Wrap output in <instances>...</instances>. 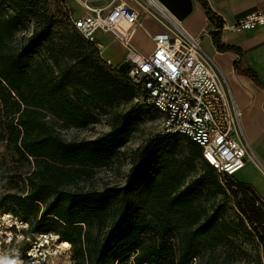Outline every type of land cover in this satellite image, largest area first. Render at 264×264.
I'll return each mask as SVG.
<instances>
[{"label":"trees","instance_id":"obj_1","mask_svg":"<svg viewBox=\"0 0 264 264\" xmlns=\"http://www.w3.org/2000/svg\"><path fill=\"white\" fill-rule=\"evenodd\" d=\"M67 19L71 30L59 33L48 0H0V142L29 164L20 176L25 192L3 195L0 211L29 221L32 231L60 234L72 244L76 264H194L204 248L232 242L225 202L217 200L229 192L241 215L237 225L249 223L264 253L258 194L219 173L185 135L163 131L147 139L134 151L123 184L79 185L121 159L144 106L133 103L141 98L125 61L108 64L68 12ZM214 40L220 50H238L223 45L219 34ZM245 72L261 83L254 71ZM48 116L76 128L109 116L110 129L67 140ZM198 160L204 172L194 177Z\"/></svg>","mask_w":264,"mask_h":264},{"label":"built area","instance_id":"obj_2","mask_svg":"<svg viewBox=\"0 0 264 264\" xmlns=\"http://www.w3.org/2000/svg\"><path fill=\"white\" fill-rule=\"evenodd\" d=\"M84 13L71 16L76 30L104 54L98 32L110 33L127 50L129 78L140 98L163 116L164 132L179 133L202 148L203 159L223 175L233 176L246 162L249 145L241 138V112L224 91L219 69L203 50L201 36L187 32L159 0H79ZM162 22L165 32L153 36L154 49L142 54L133 42L141 11ZM264 26V9L233 26L237 31ZM72 244L54 231H32L30 222L0 211V264H76Z\"/></svg>","mask_w":264,"mask_h":264},{"label":"crops","instance_id":"obj_3","mask_svg":"<svg viewBox=\"0 0 264 264\" xmlns=\"http://www.w3.org/2000/svg\"><path fill=\"white\" fill-rule=\"evenodd\" d=\"M215 18L208 13L202 0H191V11L181 20V24L193 36H201L203 50L214 60L219 69L224 91L232 106L241 112V138L249 145L245 165L234 178L252 187L264 202V26L237 31L220 27L219 23L233 26L247 14L264 9V0H204ZM108 1L95 0V6L106 5ZM71 16L84 13L79 0H62ZM141 11V25L138 26L133 42L138 50L150 54L154 49L153 36L165 32L161 21L149 13ZM220 35L221 43L237 48L220 50L214 40ZM106 46L115 43L119 47V57L104 56L112 63L125 61L126 48L110 33L98 32ZM254 71L260 82L247 74Z\"/></svg>","mask_w":264,"mask_h":264},{"label":"rangeland","instance_id":"obj_4","mask_svg":"<svg viewBox=\"0 0 264 264\" xmlns=\"http://www.w3.org/2000/svg\"><path fill=\"white\" fill-rule=\"evenodd\" d=\"M49 6L59 19L57 31L59 33L71 30V25L67 19L68 10L62 4V0H48ZM101 41L105 44L103 39ZM105 55L110 57H119V47L115 43H110L104 49ZM124 62V61H123ZM123 62L115 64L121 65ZM139 102L144 106L137 129L127 137V143L122 148L123 156L111 166L96 168L91 177H87L78 181L79 185L86 188L102 189L106 185L123 184L126 180L127 173L131 166V158L134 151L147 139L163 132V116L152 107L141 102V99H134L133 103ZM128 106H120L116 110L126 109ZM109 116H100V122L92 124L87 128H76L65 126L61 121L53 116H48V121L59 131L67 140L72 139H90L96 138L110 129ZM29 164L16 155L14 152L7 150L5 143L0 142V198L6 193L18 192L24 193L25 186L22 178H25L24 172L28 171ZM204 172L202 160L196 163L193 176H199ZM21 174L23 177L21 178ZM229 197L219 194L217 200L221 199L225 202V218L230 224L234 232L229 236L232 242H223L214 249L204 248L202 251L203 258L197 259L194 264H264L263 247L258 238L254 237L252 228L246 221L247 225L238 224L240 213L236 209L231 200V194L227 192ZM256 199L264 207L262 199L255 195ZM214 199L209 200V204ZM209 260V261H208Z\"/></svg>","mask_w":264,"mask_h":264},{"label":"water","instance_id":"obj_5","mask_svg":"<svg viewBox=\"0 0 264 264\" xmlns=\"http://www.w3.org/2000/svg\"><path fill=\"white\" fill-rule=\"evenodd\" d=\"M178 19H183L192 8L191 0H159Z\"/></svg>","mask_w":264,"mask_h":264}]
</instances>
